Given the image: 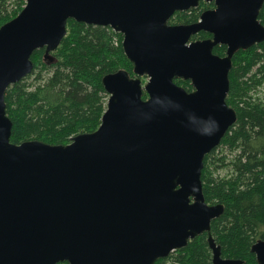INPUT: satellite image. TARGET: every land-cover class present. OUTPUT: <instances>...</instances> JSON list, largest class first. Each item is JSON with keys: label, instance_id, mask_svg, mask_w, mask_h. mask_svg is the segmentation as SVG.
Listing matches in <instances>:
<instances>
[{"label": "water", "instance_id": "95a60500", "mask_svg": "<svg viewBox=\"0 0 264 264\" xmlns=\"http://www.w3.org/2000/svg\"><path fill=\"white\" fill-rule=\"evenodd\" d=\"M201 1L215 8L198 23L169 24ZM263 5L26 0L0 27V264H156L204 233L212 264H243L222 257L211 224L225 207L206 202L201 177L206 156L237 123L227 103L232 59L264 42ZM69 20L122 34L135 77H104L109 100L94 133L68 145L14 144L7 89L32 73L36 51L51 60ZM200 32L212 38L191 41ZM218 46L225 56L214 54ZM251 251L264 264V240Z\"/></svg>", "mask_w": 264, "mask_h": 264}, {"label": "trees", "instance_id": "16d2710c", "mask_svg": "<svg viewBox=\"0 0 264 264\" xmlns=\"http://www.w3.org/2000/svg\"><path fill=\"white\" fill-rule=\"evenodd\" d=\"M25 6L26 0H0V27ZM214 8V3L201 1L195 9L175 13L169 24L198 23L204 12ZM259 20L264 26V5ZM210 38L200 32L191 41ZM122 44L123 35L110 27L69 20L67 34L51 60H44L45 49L36 51L32 73L7 89L11 142L68 145L79 134L97 131L109 98L104 77L120 70L135 77ZM226 51L225 46H218L214 54L223 57ZM232 63L227 103L237 112V123L206 156L201 180L206 202L225 207L224 214L211 224L222 257L257 264L251 249L264 240V96L256 95L264 89V42L240 50ZM175 83L193 91L190 81L176 79ZM143 98L147 99L146 93ZM207 237V233L196 237L156 264H212Z\"/></svg>", "mask_w": 264, "mask_h": 264}, {"label": "rangeland", "instance_id": "374dc122", "mask_svg": "<svg viewBox=\"0 0 264 264\" xmlns=\"http://www.w3.org/2000/svg\"><path fill=\"white\" fill-rule=\"evenodd\" d=\"M147 81H148L147 77H143V78H142V82H143V84L147 83ZM259 92H260V93H259L260 95H258V94H256V95H257V97L262 98V97L264 96V89L259 90ZM108 100H109V98H108ZM222 175H224V172L222 173Z\"/></svg>", "mask_w": 264, "mask_h": 264}]
</instances>
